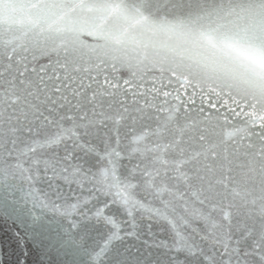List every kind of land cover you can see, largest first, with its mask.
Wrapping results in <instances>:
<instances>
[{
	"label": "snow or ice",
	"instance_id": "obj_1",
	"mask_svg": "<svg viewBox=\"0 0 264 264\" xmlns=\"http://www.w3.org/2000/svg\"><path fill=\"white\" fill-rule=\"evenodd\" d=\"M0 219L16 264H264V0H0Z\"/></svg>",
	"mask_w": 264,
	"mask_h": 264
},
{
	"label": "water",
	"instance_id": "obj_2",
	"mask_svg": "<svg viewBox=\"0 0 264 264\" xmlns=\"http://www.w3.org/2000/svg\"><path fill=\"white\" fill-rule=\"evenodd\" d=\"M19 230L16 225L11 224L9 221L0 219V240L5 241L3 252L0 253V257L3 258L4 264H16V260L19 255V249L13 244L11 247L7 246V238L10 236L11 230ZM35 253L29 258V264H33L35 260Z\"/></svg>",
	"mask_w": 264,
	"mask_h": 264
}]
</instances>
